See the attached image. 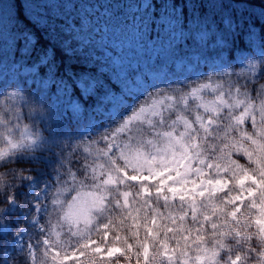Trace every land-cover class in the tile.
Returning a JSON list of instances; mask_svg holds the SVG:
<instances>
[{
    "label": "snow or ice",
    "instance_id": "1",
    "mask_svg": "<svg viewBox=\"0 0 264 264\" xmlns=\"http://www.w3.org/2000/svg\"><path fill=\"white\" fill-rule=\"evenodd\" d=\"M150 27L154 29L155 24ZM180 27L185 25L181 23ZM235 31V27L226 25L224 33L212 36L210 26L203 24L198 25L191 39L199 36L205 46L213 39L218 48L224 49ZM144 38L151 41L158 36L148 32ZM216 59L218 63H206L203 71L185 78L199 81L194 85L159 88L168 80L166 76L155 80L144 77L138 83L133 71L130 73L134 75L128 77L139 90L126 94L110 80L122 98L118 106L108 101L114 116H119L126 97L149 95L138 99L140 102L118 119L110 139L102 133L96 139L62 147V126L53 137L43 138L49 150L57 149L53 159L44 161L45 169L55 172V176L48 177L53 183L45 198V215L39 203L43 190L36 191L40 186L38 177L10 170L17 187H23L25 195L37 202L30 203L24 228H17L14 234L11 228H0V241L12 235L15 249L27 258L26 264H47L48 259L51 264H70L84 256L96 264H123L121 257L127 258V264H141V260L143 264H264V44L252 57L238 59L221 53ZM229 61L240 65L236 78ZM30 76L23 75L26 83ZM45 82L42 88L58 91L55 84L45 87ZM3 87L0 84V89ZM87 87L95 91L96 82L89 81ZM75 88L79 99L72 100L65 112L70 117L69 125L79 123L87 107L80 82ZM204 90H210L214 98L205 100L201 95ZM8 96L35 105L29 107L30 114L38 112L44 120L51 119V98L36 93L26 96L22 88L9 91ZM190 97L197 101L194 107ZM87 99H92L91 94ZM150 100L153 103L146 109ZM145 124L151 137L145 134ZM89 127L95 124L89 122ZM118 134H124L123 138ZM38 140L41 138L31 142L36 144ZM10 147L17 149L18 145L10 142ZM7 155V150L0 151V166ZM18 159L9 162L15 164ZM98 159L104 163L97 164ZM85 185H90L94 194L87 206L78 207V190ZM161 201L165 209L178 204L176 214L158 211ZM6 203L7 208H0V213L17 212L15 192L9 193ZM65 205L68 210L61 211ZM121 209L128 212L127 217L121 216L118 223L110 219ZM129 209H134L136 215ZM128 217L132 224L126 230L120 229ZM94 221L99 241L91 236ZM29 224L40 233L35 244L31 236L25 241ZM81 225L89 235L85 236ZM110 231L111 242L105 243ZM61 233L74 241L66 249L59 248ZM10 255L3 252L5 257Z\"/></svg>",
    "mask_w": 264,
    "mask_h": 264
},
{
    "label": "trees",
    "instance_id": "2",
    "mask_svg": "<svg viewBox=\"0 0 264 264\" xmlns=\"http://www.w3.org/2000/svg\"><path fill=\"white\" fill-rule=\"evenodd\" d=\"M140 2L141 0H0V47L4 51L0 53V61L38 63L36 76L40 79L47 78L49 84H63L66 89L62 96L58 95L57 103L52 105L50 120H44L38 112L28 118L26 109L32 105H26L25 102L10 109L0 110V120L3 122H10L13 112L20 111L23 118L19 117V120L28 124L35 139L41 138L36 144L31 142L8 151L3 166H0V208L7 205L6 201L11 192L16 193L19 205L28 204L24 198L25 189L17 187L18 181L12 179L10 170L16 169L20 175L38 177L39 187L49 179V174L55 176L51 168L45 169L44 161L53 159V153L57 149L49 150V146L43 144L42 140L53 137L61 126L64 130L60 137L62 147L83 143L89 138L96 139L102 133L112 134L116 118L113 115L96 123L89 137L82 136L79 131H70V128L79 130L81 126L88 124L92 111L103 103L102 96L109 91L117 92L110 85V80L120 85V77L133 75L134 73H130L133 71L145 72L153 66H159L163 61L169 62L166 66L168 70L173 69L175 60L181 56L190 58L189 55L195 54L201 58L223 51L226 57H236L240 52L250 51L254 42L260 46L264 44V18L260 12L264 9V0H149V3L142 7ZM84 16L96 18L98 27L92 42L79 47L80 41L70 35L73 31L71 24H80ZM153 23L154 29L150 27ZM181 23L185 25L184 28L180 27ZM203 24L210 26L212 36L224 33L226 25L235 27L236 31L231 34L229 44L224 49L218 48L213 39H209L205 46L199 36H196L195 40L191 39L196 35L198 25ZM148 32L158 36V39L147 41L144 37ZM249 33L252 35L249 36ZM29 37L33 40L28 41ZM67 37L71 50L63 44ZM118 39L124 43L128 55L116 61L113 59L116 53L114 42ZM149 48L152 49V54L148 53ZM236 64L238 63L232 62V65ZM78 81H82L86 86L89 81H95L96 90L84 91L87 102L85 114L79 118V123L73 121L69 125L70 117L65 115V97L68 94L70 100L79 99L75 88ZM162 85L170 87L177 85V82L170 80ZM26 88L30 95L36 93L46 99L51 98L53 93L41 86L36 87L34 92L33 87ZM88 94H91L92 99H87ZM144 98L145 96H142L139 99ZM110 136L106 138L110 139ZM21 155L23 158L18 159ZM13 159H18V162L10 163ZM98 160L104 163L103 159ZM20 169L24 171L20 173ZM162 204L161 201L158 211L176 214L178 204L169 209H165ZM129 211H132L133 216L136 215L134 209ZM143 215L142 211L141 217ZM121 216L127 217L128 212L121 209L119 215L113 213L110 219L118 223ZM12 222L10 220L11 224ZM132 222L131 217H128L126 224L120 225V229L126 230ZM13 225L16 227V224ZM95 228L94 221L91 232L93 239L100 237ZM124 230L120 231L121 236L125 234ZM87 235L89 232L85 233V236ZM140 235L143 238L142 228ZM111 239L112 231L106 243H110ZM69 243L74 241H70L68 237L60 248L66 249ZM6 244L7 239L4 237V240L0 241L2 264H26L27 259L21 251L11 253L6 263L3 256ZM151 254L152 249L149 252L150 256ZM121 260L123 264H127L126 257H121ZM70 264H96V261L84 256L78 261H71Z\"/></svg>",
    "mask_w": 264,
    "mask_h": 264
},
{
    "label": "rangeland",
    "instance_id": "3",
    "mask_svg": "<svg viewBox=\"0 0 264 264\" xmlns=\"http://www.w3.org/2000/svg\"><path fill=\"white\" fill-rule=\"evenodd\" d=\"M148 3H149V0H141L140 6L141 7L146 6ZM260 12H261L262 17L264 18V9H261ZM97 23H98V21L96 20V18H90L89 16H84L82 18L80 24H74V23L71 24V26L73 27V31L70 33V35H71V37L76 38V39H78V41H80L79 47H81L82 44L92 42V40L95 37V33H96V30L98 27ZM32 40L33 39L31 37H29L28 41H32ZM114 43L116 45V53L114 54L113 59L116 61H119V59L121 57H123V56L125 57L128 55L127 49H126L124 43H122L120 41V39L116 40ZM63 44L68 50L72 49V47L69 46L70 44H69V38L68 37L65 38V40H63ZM1 48L2 47H0V53L4 52ZM260 50H261V46L257 42H254L251 46L250 51L240 52L237 54L236 58L244 59L246 57H252L254 54L258 55ZM222 52L223 51H221L219 54L213 53L212 55H208V56L201 57V58L196 57L195 54L189 55L190 58L183 57V56L178 57L175 60V67L173 69H169V70L166 68V66L169 65L168 64L169 62L165 63L166 61H163L159 66H153L151 69H149L145 72H136L135 80L138 83H140V82H142L144 77H149V78L155 80L157 77H165L166 76L168 78V80H166L164 82H168L170 80H173V81L175 80L177 82V84H180L181 86H183V85L186 86L188 84L194 85L195 83H199V81H194V82L189 81L188 82V80L185 78L188 75L195 76L197 71H203L206 63L209 65H211L213 62L218 63L216 58L219 55H221ZM148 53L152 54L151 48H149ZM222 54L226 57V55L224 53H222ZM244 63L247 64V61H245ZM37 65H38V63L26 64V63H23L20 61H16V62H8L7 60L0 61V84H2L4 86L2 89H0V100L3 101V103L0 104V110L3 111L5 109H10L15 105H19V104L24 102V101L17 102L16 100L10 98L8 96L9 91L18 90V89L22 88V90L24 91V94L26 96H30L28 89L26 87H33L32 92H34L36 87H39V86L42 87L43 81H46L45 87L48 86L49 81L47 78L40 79V77L38 75L37 76L35 75V73L37 71ZM229 66L231 67L230 70L233 71L234 78H236L235 73L240 71V65L239 64H236V66L232 65V62L229 61ZM27 73H31L32 76L27 78V83H26L23 75H26ZM122 73L124 74V72H122ZM33 77H34V79H33ZM120 78H121L120 88H123L124 92L126 94H133L139 90L137 87H133L132 80H131V78L128 77V75H125L124 77H120ZM204 79H206V77ZM186 80H187V84H186ZM78 82H80V87H81V89H84V91L90 89L85 84H83L82 81H78ZM183 83H185V84H183ZM162 86H163L162 84H159V88H164V89L176 87L177 85H173L170 87H167V86L162 87ZM56 88L58 91L55 93H52V96H51L52 105L57 103L58 95L62 96L66 90V89H64L63 84H60V83L56 84ZM186 90H188V89H186ZM151 91L155 92V91H157V89H152ZM106 94H110V95L117 96V97H115V99H113L112 97H108L106 95L102 96L103 103L99 104L95 108V110L92 111V113L90 115L91 118H90L89 122H93L94 124H96L99 121H105L108 116L113 115V111L110 110V109H112V105H110L108 103L109 100L112 101L113 105H117V106L121 102L122 98L119 97L120 93L118 91L117 92L109 91ZM147 95H149V93H145V97ZM201 95L207 101H210L214 98L213 93L210 90H204L201 93ZM140 97H142V96H140ZM140 97H138V98L126 97L125 98L122 105H120L119 116L113 115L116 118L114 119V125H113L112 133H113L114 129L118 126V123H119L118 119H122L123 116L127 115L128 112L131 110V107L135 103L138 104L140 102V101H138V99ZM144 99H141V100H144ZM65 100L67 101V103L65 104L66 108H67V105L72 100H76V99L71 98V100H70V97L67 94L65 97ZM189 102L193 105V107L197 103V101L192 100L191 97L189 98ZM152 103H153V101L150 100L148 102V105H146V109ZM31 107H35V105H32ZM26 110H27V117L28 118L31 117L33 115V113L30 114L29 108H27ZM113 110H115V108ZM13 113H14L12 116L13 119H11L10 122H8L7 120L5 122L0 120V151L7 150V152H8L11 149L10 142L17 144L18 147H23L26 144L31 143V141L35 139L31 129L28 126V124L25 121L19 120V117L23 118V115L20 114V111H17V112L14 111ZM16 116H17V118H16ZM14 117H15V119H14ZM6 122H8V123H6ZM89 122H88V124L81 126V128L79 129V134H81L82 136L89 137L90 134H92L93 127H89ZM144 127H145V134L148 137H151L152 133H151V130H149L147 128V124H145ZM181 130H182V128H181ZM110 135L112 136V134H110ZM110 135H106V137H109ZM118 135H122V138H123L124 134H118ZM111 136H110V138H111ZM1 145H3V146H1ZM96 163L101 164L102 162L97 160ZM52 183H53L52 180L47 179L42 183L41 187H39V189L36 190V191H39L41 189L43 190V195L41 196V199L39 201V203L42 205V213H41L42 215H45L44 210L48 209V200L45 198L48 196V193H49V190L52 186ZM45 185H47L48 187L45 188L44 187ZM31 187H35V185H33ZM78 191H79V196H80V199L77 202L78 207L79 206H87L92 199V194H94L93 188L90 185H85V186H82ZM76 194L77 193H73V195H76ZM24 198L26 199L28 204L25 206H22V205H19L18 202L16 201V205H17V212L16 213H14L12 215H4L3 213H0V228H11L12 232L14 234L17 228H24L25 227V223H26L25 216L28 213L29 205H30V203H36L37 201L33 200L32 197L26 196V195ZM69 199H70V197H69ZM4 208H7V205ZM67 210H68L67 205H65V207L61 211H67ZM10 220L13 221L12 224L10 223ZM13 224H16V227H13L14 226ZM81 229L84 231V234L88 232V230L85 229L83 225H81ZM28 231L29 232L25 236V241H27L28 236H31L32 241L35 244V242L40 238V233L38 231H35L30 224L28 225ZM61 236H63V240L59 244V248L64 245L63 241L68 238V236L63 235V233H61ZM5 237L7 239V244H6L4 251H8L9 253L20 252V250L15 249V247H14L15 242L13 240V236L8 235ZM52 238L58 239V237H55V236H53ZM94 240L99 241L100 237H96V238H94ZM37 246H39V245H37ZM103 246H104V244H101V247H103ZM42 252H43V247H41V253ZM7 257L4 256V258H5L4 261L6 263H7ZM47 264H51L50 259H48Z\"/></svg>",
    "mask_w": 264,
    "mask_h": 264
}]
</instances>
